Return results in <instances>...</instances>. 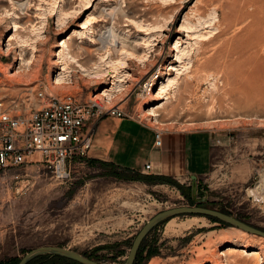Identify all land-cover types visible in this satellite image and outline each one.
Listing matches in <instances>:
<instances>
[{
  "label": "rangeland",
  "instance_id": "1",
  "mask_svg": "<svg viewBox=\"0 0 264 264\" xmlns=\"http://www.w3.org/2000/svg\"><path fill=\"white\" fill-rule=\"evenodd\" d=\"M39 82L53 95L118 104L122 117L162 130H202L210 164L178 177L88 156L64 172L0 170V264L41 245L123 264L144 223L178 205L264 231V0H0V96L33 97ZM252 233L210 215H175L146 233L132 264H264V235ZM24 264L84 263L43 252Z\"/></svg>",
  "mask_w": 264,
  "mask_h": 264
},
{
  "label": "built area",
  "instance_id": "2",
  "mask_svg": "<svg viewBox=\"0 0 264 264\" xmlns=\"http://www.w3.org/2000/svg\"><path fill=\"white\" fill-rule=\"evenodd\" d=\"M32 96H0V170L25 164L44 165L64 172L88 156L95 131L94 120L105 114L125 115L118 104L104 106L95 99L53 95L42 82ZM95 116L93 123L87 121ZM163 130L155 127L154 143L161 144ZM151 169V164H145Z\"/></svg>",
  "mask_w": 264,
  "mask_h": 264
},
{
  "label": "crops",
  "instance_id": "3",
  "mask_svg": "<svg viewBox=\"0 0 264 264\" xmlns=\"http://www.w3.org/2000/svg\"><path fill=\"white\" fill-rule=\"evenodd\" d=\"M94 122L91 160L177 177L202 174L209 167L212 143L202 130H163L161 144L156 145L155 127L147 123L110 114ZM146 163L151 169H145Z\"/></svg>",
  "mask_w": 264,
  "mask_h": 264
},
{
  "label": "water",
  "instance_id": "4",
  "mask_svg": "<svg viewBox=\"0 0 264 264\" xmlns=\"http://www.w3.org/2000/svg\"><path fill=\"white\" fill-rule=\"evenodd\" d=\"M179 214H205V215H210L212 217H216L218 219H221L227 223L236 225L240 227L241 229L247 230L249 232L257 233L264 235V231L260 230L244 221H241L225 212L212 209L209 207H204L200 205H178V206H173L169 208H165L156 214H154L150 219H148L144 225L140 228L138 233L136 234L135 238L133 239V242L130 246L128 255L124 261L123 264H132L135 254L137 252V249L146 235V233L152 229L156 224L160 223L161 221L175 216ZM43 252H51V253H57L60 255H64L73 259H76L78 261H81L84 264H97L90 258L82 255L79 252H76L72 249L59 246V245H41L38 247H35L28 251L20 260L17 264H24L26 261H28L31 257L43 253Z\"/></svg>",
  "mask_w": 264,
  "mask_h": 264
},
{
  "label": "bare ground",
  "instance_id": "5",
  "mask_svg": "<svg viewBox=\"0 0 264 264\" xmlns=\"http://www.w3.org/2000/svg\"><path fill=\"white\" fill-rule=\"evenodd\" d=\"M108 32V31H107ZM108 35H109V40H110V42L109 43H111L112 44V46H115V44H116V42L117 41H115L114 40V38H113V35L110 33V32H108ZM105 38V37H104ZM70 39V36H68L67 37V40H69ZM67 40H63L62 42H61V44H59L58 46L59 47H61V50L59 51V53H58V60L57 61H55L56 63H58V64H61V72H59V75L60 74H62V72L64 71V70H66L67 68L65 67V65H66V58L64 57V55H65V52H64V50L65 49H67V48H69V44L67 43ZM105 42V41H104ZM9 49V48H8ZM6 53H8V52H6ZM24 59V58H23ZM21 60H22V57H21ZM55 63V64H56ZM113 68V67H112ZM65 72V71H64ZM63 72V73H64ZM95 73H97V75H101V76H103L104 75V73H99V71L98 72H95ZM115 73V72H114ZM61 77H62V75H60L59 77H58V81H60V79H61ZM113 77H115V82H113V85L115 84V86H116V88L118 87V85L116 84V81H123V80H121V79H119V76L117 75V72H116V74L113 76ZM167 81H169V79H167ZM114 87V86H113ZM108 89H106V90H104V92H103V95H107V96H109V95H111V94H109L108 92ZM162 94V91H158L154 96H160ZM158 99V98H157ZM157 108V107H156ZM146 113L147 114H149L150 116L151 115H156V114H158V113H156V111L154 110V108H151V110H147L146 111ZM255 194H256V191L254 192ZM258 194H259V192H258ZM257 194V195H258ZM190 223H192L191 221H189L186 225H188V224H190ZM185 225V226H186ZM243 230V229H242ZM251 234V233H250ZM252 234H254V233H252ZM256 234H254V235H251V236H249L250 238H255L256 239V236H255ZM243 236H245V235H243ZM226 249H229V247H227ZM231 251H232V249H230ZM228 252H229V250H228ZM252 252H258V251H256V250H253ZM251 252V253H252ZM251 253H249V255L251 254ZM210 254V253H209ZM222 254H227V251H223V252H220V253H217V252H215V254H213V253H211L210 255H222ZM231 254V253H230ZM228 255V254H227ZM257 255H259L258 253L256 254V256ZM226 256V255H225ZM224 256V257H225ZM253 256H255V255H253ZM253 256H252V258H253ZM227 258V257H226ZM255 259H256V257H255ZM259 259V258H258ZM257 259V260H258ZM228 260V259H227ZM229 262V261H228Z\"/></svg>",
  "mask_w": 264,
  "mask_h": 264
},
{
  "label": "trees",
  "instance_id": "6",
  "mask_svg": "<svg viewBox=\"0 0 264 264\" xmlns=\"http://www.w3.org/2000/svg\"><path fill=\"white\" fill-rule=\"evenodd\" d=\"M210 217H212V216H210Z\"/></svg>",
  "mask_w": 264,
  "mask_h": 264
}]
</instances>
